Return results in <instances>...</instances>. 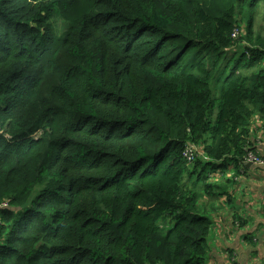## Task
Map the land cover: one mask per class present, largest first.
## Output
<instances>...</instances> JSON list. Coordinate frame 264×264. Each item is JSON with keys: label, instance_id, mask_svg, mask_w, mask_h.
<instances>
[{"label": "trees", "instance_id": "16d2710c", "mask_svg": "<svg viewBox=\"0 0 264 264\" xmlns=\"http://www.w3.org/2000/svg\"><path fill=\"white\" fill-rule=\"evenodd\" d=\"M259 11L0 0V264H208L233 178L210 173L244 166L264 118Z\"/></svg>", "mask_w": 264, "mask_h": 264}, {"label": "crops", "instance_id": "0c3cea01", "mask_svg": "<svg viewBox=\"0 0 264 264\" xmlns=\"http://www.w3.org/2000/svg\"><path fill=\"white\" fill-rule=\"evenodd\" d=\"M247 146L264 147V118L251 119ZM220 167L212 178L222 171L233 178L230 196H220L211 214L208 264H264V165L246 161L237 171L230 160Z\"/></svg>", "mask_w": 264, "mask_h": 264}, {"label": "built area", "instance_id": "2783aa9c", "mask_svg": "<svg viewBox=\"0 0 264 264\" xmlns=\"http://www.w3.org/2000/svg\"><path fill=\"white\" fill-rule=\"evenodd\" d=\"M197 153L198 148L194 144H187L183 149V155L188 162H192ZM246 161L264 165V147H262L260 150H248ZM5 207H8V203H0V209H4Z\"/></svg>", "mask_w": 264, "mask_h": 264}, {"label": "rangeland", "instance_id": "374dc122", "mask_svg": "<svg viewBox=\"0 0 264 264\" xmlns=\"http://www.w3.org/2000/svg\"><path fill=\"white\" fill-rule=\"evenodd\" d=\"M262 11L258 13V15L256 16L255 18V23H256V27H258V25L261 27V26H264V20L262 19ZM220 83V82H219ZM219 89H220V86L219 84L217 83H213L212 84V98H214V101L216 103V107H218V98H219ZM203 171L205 173H209L212 171L210 165H204L202 167ZM186 174L184 175V177L186 178ZM214 199V198H213ZM159 224L160 226L164 227V228H169L171 227V225L173 224V220H171V218L169 216H163L160 221H159Z\"/></svg>", "mask_w": 264, "mask_h": 264}]
</instances>
